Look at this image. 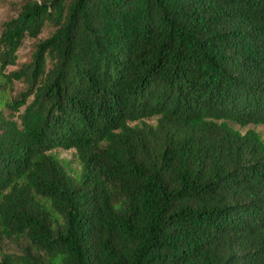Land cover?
<instances>
[{"label": "trees", "instance_id": "1", "mask_svg": "<svg viewBox=\"0 0 264 264\" xmlns=\"http://www.w3.org/2000/svg\"><path fill=\"white\" fill-rule=\"evenodd\" d=\"M15 81L0 264H264V139L228 123L264 125V0H26L0 33Z\"/></svg>", "mask_w": 264, "mask_h": 264}, {"label": "rangeland", "instance_id": "2", "mask_svg": "<svg viewBox=\"0 0 264 264\" xmlns=\"http://www.w3.org/2000/svg\"><path fill=\"white\" fill-rule=\"evenodd\" d=\"M26 0H0V33L3 29V24L12 19L16 18L20 11L21 6ZM55 29L54 24H48L43 32L37 37H26L22 47L19 50L18 55V63L17 65H11L7 67V72L14 71L20 68V66L24 63L31 62L33 53L36 50L37 44L44 40L45 38L49 37ZM25 89V85L23 82L15 81L13 85L5 86V89L2 93H0V101L6 100L8 97L13 98L16 97L21 91ZM23 109V108H22ZM145 122L155 124L156 117L146 118L144 119ZM135 123H140L134 122ZM228 123L235 129L245 133L247 130L252 129L258 132L261 137L264 139V125L263 124H249L247 126H241L235 122L228 121ZM53 155H55L59 160L66 165L67 169L73 174L77 175L81 170V164L74 149H62L57 148L51 151ZM18 245L15 242H7L6 244V251H18Z\"/></svg>", "mask_w": 264, "mask_h": 264}]
</instances>
